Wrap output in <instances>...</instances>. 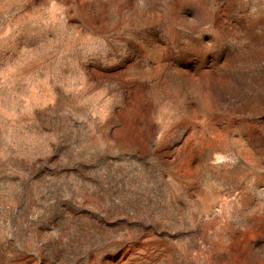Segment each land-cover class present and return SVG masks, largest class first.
<instances>
[{"label":"rangeland","instance_id":"374dc122","mask_svg":"<svg viewBox=\"0 0 264 264\" xmlns=\"http://www.w3.org/2000/svg\"><path fill=\"white\" fill-rule=\"evenodd\" d=\"M0 264H264V0H0Z\"/></svg>","mask_w":264,"mask_h":264}]
</instances>
